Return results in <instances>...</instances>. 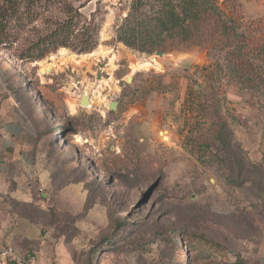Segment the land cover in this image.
Listing matches in <instances>:
<instances>
[{"label":"rangeland","instance_id":"374dc122","mask_svg":"<svg viewBox=\"0 0 264 264\" xmlns=\"http://www.w3.org/2000/svg\"><path fill=\"white\" fill-rule=\"evenodd\" d=\"M223 1L238 23L258 21L264 37V0ZM129 2L99 0L103 21L92 55L61 48L62 55L25 63L0 50L40 104L48 152V173L32 179L25 198H0V252L12 248L25 264H264L260 195L239 185L233 158L216 142L212 154L187 146L193 125L207 122L197 116L199 103L210 98L233 142L260 163L263 103L217 80L201 48L157 57L115 42ZM152 57L160 69L132 68ZM81 92L89 108L80 105ZM25 94L18 92L27 102ZM0 264L13 263L0 257Z\"/></svg>","mask_w":264,"mask_h":264},{"label":"trees","instance_id":"16d2710c","mask_svg":"<svg viewBox=\"0 0 264 264\" xmlns=\"http://www.w3.org/2000/svg\"><path fill=\"white\" fill-rule=\"evenodd\" d=\"M91 1L0 0V50L25 63L40 61L61 48L91 53L99 45L103 21V14L97 18L99 0L93 12L82 13ZM129 1L126 16L114 29L115 42L148 56L201 48L213 59L217 80L227 78L264 105V37L258 21L238 23L234 6H227L228 16L219 0ZM209 101L199 103L197 116L207 122L198 121L190 129L189 151L212 154L210 146L216 142L219 153L233 158L239 185L248 183L264 205V156L260 163L249 162L233 142L226 118ZM181 233L175 234L183 238Z\"/></svg>","mask_w":264,"mask_h":264},{"label":"crops","instance_id":"0c3cea01","mask_svg":"<svg viewBox=\"0 0 264 264\" xmlns=\"http://www.w3.org/2000/svg\"><path fill=\"white\" fill-rule=\"evenodd\" d=\"M0 52V198H25L33 178L48 173L44 117L26 79ZM26 91L27 102L18 92ZM31 105V107H30ZM26 106H29L28 110ZM44 175V176H43ZM27 191V192H26Z\"/></svg>","mask_w":264,"mask_h":264},{"label":"bare ground","instance_id":"6f19581e","mask_svg":"<svg viewBox=\"0 0 264 264\" xmlns=\"http://www.w3.org/2000/svg\"><path fill=\"white\" fill-rule=\"evenodd\" d=\"M102 53H103V51H101ZM59 53L62 55V54H64V49H61L60 51H59ZM95 52H93V53H90V55H92V54H94ZM82 58H84V57H82ZM54 57H52L51 59H50V61L51 62H53L54 61ZM111 60V59H110ZM54 65V63H52V64H49V65H47V66H45L43 69H42V73H48V71L50 70V68H51V66H53ZM149 67H154V68H156V69H160V66H159V64L157 63V61L152 57V58H150L149 60H144V61H141V62H138V63H136V64H133V66H132V68L133 69H144V70H146L147 68H149ZM84 95V96H86V98L88 99V104H87V106H86V108H89L90 107V104H91V100L89 99V96H88V94L86 93V92H81V95ZM71 108V107H70ZM161 139L163 140V142H168L169 141V139H168V137L165 135V134H161ZM76 140H77V142L78 143H81L82 142V139L80 138V137H76Z\"/></svg>","mask_w":264,"mask_h":264},{"label":"built area","instance_id":"2783aa9c","mask_svg":"<svg viewBox=\"0 0 264 264\" xmlns=\"http://www.w3.org/2000/svg\"><path fill=\"white\" fill-rule=\"evenodd\" d=\"M0 257L3 260L9 261L13 264H25L26 263V261L20 256H18L12 248H7L5 250H2L0 252Z\"/></svg>","mask_w":264,"mask_h":264},{"label":"water","instance_id":"95a60500","mask_svg":"<svg viewBox=\"0 0 264 264\" xmlns=\"http://www.w3.org/2000/svg\"><path fill=\"white\" fill-rule=\"evenodd\" d=\"M118 22H121V20H119ZM154 55L157 56V57H162L164 54L161 53V52H156ZM87 104H88V99L86 98V96H84L82 94L81 95V100H80V105L81 106H87ZM116 107H117V102L116 103H112V104L109 105V109L111 111H115Z\"/></svg>","mask_w":264,"mask_h":264}]
</instances>
